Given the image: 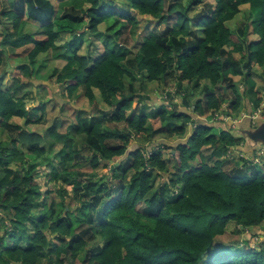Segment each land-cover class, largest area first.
Wrapping results in <instances>:
<instances>
[{
    "label": "clouds",
    "instance_id": "obj_1",
    "mask_svg": "<svg viewBox=\"0 0 264 264\" xmlns=\"http://www.w3.org/2000/svg\"><path fill=\"white\" fill-rule=\"evenodd\" d=\"M111 2L133 18H97L93 30L86 13L97 5L64 0L52 29L58 35L34 56L13 59L35 45L4 43L23 37L27 27L0 25V88L12 85L0 95V264H98L94 257L106 241L120 238L129 246L124 230L146 217L171 223L176 235L165 243L180 239L186 250L160 252L157 230L144 245V264H201L209 240H242L253 230L264 237V142L245 134L264 122V30L253 23L264 0H202L192 11L193 0H178L171 13L172 0L158 8ZM65 12L84 19L59 20ZM176 12L183 15L174 32L162 38L169 25L157 28L156 21ZM197 18L208 19L193 27ZM81 32L83 46L68 51ZM62 55L71 59L55 58ZM213 60L219 61L214 70L207 67ZM18 64L30 72L13 80L5 70L12 65L15 72ZM138 148V157L130 155ZM206 178L221 188L216 203L201 204L191 217L170 216L179 200L191 207V189ZM42 215L47 224L34 223ZM60 218L70 225L64 231L53 227Z\"/></svg>",
    "mask_w": 264,
    "mask_h": 264
},
{
    "label": "trees",
    "instance_id": "obj_2",
    "mask_svg": "<svg viewBox=\"0 0 264 264\" xmlns=\"http://www.w3.org/2000/svg\"><path fill=\"white\" fill-rule=\"evenodd\" d=\"M97 7L89 9L86 15L91 14L93 16L92 23L89 24L90 29H95L96 23L99 22V19H106L111 18L113 16L120 17V18H128L132 19V14L127 12L125 9L118 7L116 4L112 3L111 0H92ZM141 3H147L153 8H158L164 0H139ZM202 0H193V4L190 5L189 11H192L195 6L201 3ZM241 2H246V0H241ZM178 3V0H172V3L168 6V11L171 13L173 8ZM8 4V7H0V23L5 20V18H10V29L11 30H18L22 29L26 26L25 19H30L32 22H36L39 24L38 30L32 34L31 39L28 40V43L35 45V49H30L28 56H34L37 51H46L48 47L51 46V41L55 39L58 33L52 31L54 27L57 26V16L58 10L56 5L53 3V0H0V5ZM224 3L222 2L220 5V10H223ZM75 12V8L72 9ZM182 13L176 12L172 15H168L167 17H161L160 20L156 21V27L158 28L161 23L165 22L168 23V27L165 31L161 34V37H167L169 34L174 32V27L172 26L174 22L177 21V18L182 17ZM84 19V16H77L72 15L71 13L65 12L64 15L59 16V20H67L71 23H81ZM208 18H197L193 21V27L202 22H206ZM151 21H149V25H151ZM255 24L256 31L264 30V11L260 13L256 20L253 21ZM187 24V18H184L183 24H180V28L183 29L184 25ZM63 30V29H62ZM111 31V29H109ZM124 30L117 32V36H123ZM190 35H195L194 33H190ZM26 34L18 38L15 41H10L7 38L5 41L11 47H18L19 42L25 37ZM38 36H47L48 39L46 40H37L34 37ZM85 37V33L81 32L79 35H74L73 39L68 43L67 50L71 51L72 47L75 43H81L82 38ZM95 39H100V35L98 34L95 36ZM111 40V37L107 38ZM201 43H203L201 41ZM211 44V39L207 42ZM254 44H258L259 41H253ZM139 44V43H137ZM107 47V44H105ZM142 47V45H139ZM60 49L57 48L55 51H59ZM170 50V49H167ZM195 50V49H194ZM125 53L131 54L127 52V49L124 50ZM220 56L226 55L223 50H220ZM4 58V54L0 52V59ZM227 65V62H225ZM214 66H219L218 60H213L210 64L207 65L209 69L214 70ZM25 71V72H24ZM30 72L29 65L22 64L17 67V70L11 71L13 75V80H15L19 75ZM249 75H252L249 73ZM199 86V85H197ZM12 85L4 90L0 91V95L4 92L10 90ZM232 87V85H230ZM221 89H218V91ZM223 91H227V89H222ZM22 114V113H18ZM179 115L187 117V113H180ZM227 115V113H226ZM2 123V121H0ZM202 127V125H201ZM256 127V126H255ZM161 131H167V129H161ZM250 139L252 136L249 132H247ZM195 135V133H194ZM260 142H264L263 138L258 139ZM15 142V141H14ZM168 147V145H164ZM43 149H41L42 151ZM119 148H109V151L118 152ZM140 153V149H136L134 153H130L132 156L138 157ZM160 153L158 151H153L150 153V158L153 161H157ZM175 155V153H173ZM181 156H183V152H181ZM95 157H93L94 159ZM105 166H107L105 164ZM131 166L130 164L128 165ZM121 165H117L116 168H120ZM116 168L113 171H116ZM126 170V169H125ZM151 175V173H148ZM36 189L32 188L29 189V195L35 192ZM51 189H48L44 195L45 197L51 194ZM15 190L10 189L9 195H15ZM35 195H40L39 192H36ZM222 195L221 188L218 184L212 181L210 178L202 179L199 181L198 186H194L190 192L191 198V207H180L183 204V200H179L177 202V206L170 210V216H177L182 215L186 217H191L197 214L199 207L203 203L214 204L216 203L215 198L217 196ZM47 203V200L44 201ZM15 211V209H14ZM65 211H69L65 209ZM115 212L120 211V209H114ZM144 223H140L138 225H132L124 230V235L127 236V240L130 241V245L126 246L125 243L121 242L120 238H113L110 241H106L105 243V251L104 253L97 254L94 259L98 262V264H105V260L107 264H144L142 253L145 250L144 245H146L147 241L157 238V230H159V239L161 243L158 245L160 252L163 251H183L186 250V245L180 239H176L172 243H165L170 240L171 237L175 236V229L171 223L161 224L160 221L155 217H146ZM38 225H45L47 224V217L46 216H37L35 218V222ZM53 227L56 230L64 231L70 225L64 222L63 218L54 222ZM188 229L185 228V232ZM245 228H241L240 232H244ZM256 238V243L252 244L250 239ZM61 239V243H63V238ZM73 239H75L73 237ZM201 239L207 240L206 237H201ZM75 242V240H74ZM220 243V242H219ZM219 243H212L210 240L208 241L209 246L207 247L204 256L201 258V264H264V237H262L258 232L253 230L248 237H245L240 242H232L227 245H223L222 247L219 246ZM71 247V246H69ZM53 250H55V246H53ZM189 252L192 250L189 248L187 249ZM31 251V250H29ZM159 254V252L157 253ZM161 264L163 262L161 261Z\"/></svg>",
    "mask_w": 264,
    "mask_h": 264
},
{
    "label": "rangeland",
    "instance_id": "obj_3",
    "mask_svg": "<svg viewBox=\"0 0 264 264\" xmlns=\"http://www.w3.org/2000/svg\"><path fill=\"white\" fill-rule=\"evenodd\" d=\"M53 3L56 5V7H57V5H62L63 3H64V0H53ZM57 10H58V12H59V9H58V7H57ZM25 22H26V26L25 27H27L28 29H29V31H28V33H26V36L25 37H28V38H26V39H23L21 42H19V46L18 47H20V46H22L23 44H26V43H28V40H30L31 39V37H29V36H31L32 34H34L37 30H38V28L40 27L39 26V24H37L36 22H32L30 19H25ZM0 25H4L5 26V30L6 31H8L9 30V28H10V24H7L6 23V20H3L1 23H0ZM113 27H114V25H113ZM83 39V41L81 40V43H75V45L72 47V50L70 51V52H74V51H77V50H79V48L80 47H82L83 46V44H84V38H82ZM98 40V39H97ZM4 43L5 44H7V42L6 41H4ZM9 45V44H8ZM139 45L140 44H136L135 45V47H138L139 48ZM30 52V49H26L23 53H20V54H16V53H14L13 54V56H12V58L13 59H16V58H18V56H20V55H23V56H28V53ZM56 59H68V60H70L71 58L70 57H68L67 55H62V56H57V57H55ZM35 61H33V63H34ZM19 65H22V64H18L17 65V67L19 66ZM27 65V64H26ZM44 67V65L42 64L41 65V68H43ZM17 70V69H16ZM11 71H13V68H12V65H10V69L8 70V71H6L5 70V74H8V73H10ZM25 72V71H24ZM23 72V73H24ZM3 79H4V77L3 76H0V82H2L3 81ZM9 87V86H8ZM37 87H42L41 85H37ZM7 88H0V91H4V90H6ZM262 129L264 128V125H261L260 126ZM247 134V133H246ZM255 134H257V133H255ZM258 137H254V140H253V142H257L258 141V139H257ZM240 242L241 240L240 239H231V238H224V240H223V242H220L218 245L219 246H223V245H227V244H229L230 245V243H232V242ZM250 241H251V243L252 244H255L256 243V238H251L250 239Z\"/></svg>",
    "mask_w": 264,
    "mask_h": 264
},
{
    "label": "crops",
    "instance_id": "obj_4",
    "mask_svg": "<svg viewBox=\"0 0 264 264\" xmlns=\"http://www.w3.org/2000/svg\"><path fill=\"white\" fill-rule=\"evenodd\" d=\"M248 123H251V121H248ZM256 127H254V129L253 130H249V131H247V132H249L250 134H251V136H252V139L254 140V137H258L257 139H259V138H263V140H264V128L262 129L260 126L261 125H264V122H260V121H257L256 122ZM246 132V133H247ZM245 133V134H246ZM255 133H257V134H255ZM246 135H248V134H246ZM257 142H260L259 140L257 141Z\"/></svg>",
    "mask_w": 264,
    "mask_h": 264
},
{
    "label": "water",
    "instance_id": "obj_5",
    "mask_svg": "<svg viewBox=\"0 0 264 264\" xmlns=\"http://www.w3.org/2000/svg\"><path fill=\"white\" fill-rule=\"evenodd\" d=\"M9 69H10V65H8V67H7L6 71H8Z\"/></svg>",
    "mask_w": 264,
    "mask_h": 264
}]
</instances>
